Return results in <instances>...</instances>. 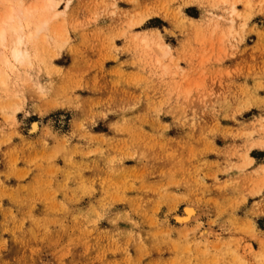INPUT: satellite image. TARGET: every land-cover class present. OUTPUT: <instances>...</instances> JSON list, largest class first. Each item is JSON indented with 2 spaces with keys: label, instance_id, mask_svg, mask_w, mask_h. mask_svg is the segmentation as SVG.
I'll return each mask as SVG.
<instances>
[{
  "label": "rangeland",
  "instance_id": "1",
  "mask_svg": "<svg viewBox=\"0 0 264 264\" xmlns=\"http://www.w3.org/2000/svg\"><path fill=\"white\" fill-rule=\"evenodd\" d=\"M57 2L0 38V264H264V0Z\"/></svg>",
  "mask_w": 264,
  "mask_h": 264
},
{
  "label": "bare ground",
  "instance_id": "2",
  "mask_svg": "<svg viewBox=\"0 0 264 264\" xmlns=\"http://www.w3.org/2000/svg\"><path fill=\"white\" fill-rule=\"evenodd\" d=\"M7 1L10 2L11 0H7ZM10 4L11 5H9V9L6 13V16L2 19V21H0V38L1 39H3L5 35L8 33L7 25L10 22L16 20L17 18H20V21H21V18L23 16L32 15L36 12H47L48 13V11L50 12L55 11L58 5V2L57 0H40L38 4L34 5L32 8H27V9L26 7L25 9L22 7V2H20L19 4H13V3H10ZM233 11L234 10H232L231 12ZM44 22H45L44 24L47 23V21H44ZM19 31L20 29L14 30V34L16 35V47L13 49V56L15 57L16 60L23 61L25 56L22 50L19 48V46L22 45L24 41H23V37L19 35ZM168 48H169L168 44L162 43V42L159 43V49L161 51L162 56L168 52ZM160 61H161V58H158V62ZM35 128H37L36 123L34 124V129ZM252 146L260 148L261 150L264 151V139L258 140L257 142L252 144ZM246 157L249 163H252V161L254 160L253 156L249 155L248 153H246ZM263 170H264V167H263ZM197 215H198V210L196 209V207L186 206L184 208V213L177 214L175 216V221L180 224H187L190 222V220L197 218ZM204 233L206 234L207 230H204Z\"/></svg>",
  "mask_w": 264,
  "mask_h": 264
},
{
  "label": "crops",
  "instance_id": "3",
  "mask_svg": "<svg viewBox=\"0 0 264 264\" xmlns=\"http://www.w3.org/2000/svg\"><path fill=\"white\" fill-rule=\"evenodd\" d=\"M254 160H256V159L254 158Z\"/></svg>",
  "mask_w": 264,
  "mask_h": 264
}]
</instances>
